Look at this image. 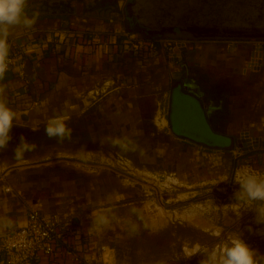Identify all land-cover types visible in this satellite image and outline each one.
Masks as SVG:
<instances>
[{
  "label": "crops",
  "instance_id": "crops-1",
  "mask_svg": "<svg viewBox=\"0 0 264 264\" xmlns=\"http://www.w3.org/2000/svg\"><path fill=\"white\" fill-rule=\"evenodd\" d=\"M132 2L27 0L26 13L36 14V23L8 36L9 52L21 51L23 65L31 64L35 77L22 80L13 73L0 79V99L16 114L12 138L0 150V237L23 226L31 209L57 216L81 258L50 264H128L118 260L100 231L99 172H82L61 157L147 141L180 176L227 177L238 157L264 171V61L252 68L254 46L242 38L189 36L194 42L183 49L180 63L163 50L131 52L127 34L180 38L142 36L128 21ZM183 66L198 86L196 93L185 86ZM66 112L71 138L49 139L47 122ZM202 132L221 143L211 148L197 143ZM21 136L35 148L16 159ZM261 255L256 251V264H264Z\"/></svg>",
  "mask_w": 264,
  "mask_h": 264
},
{
  "label": "rangeland",
  "instance_id": "rangeland-1",
  "mask_svg": "<svg viewBox=\"0 0 264 264\" xmlns=\"http://www.w3.org/2000/svg\"><path fill=\"white\" fill-rule=\"evenodd\" d=\"M207 134L212 135L199 134L197 143L209 148L221 143ZM134 143L120 142L124 150L106 149L105 145L87 155L59 158L79 165L82 172H99L104 221L100 231L118 260L128 264L169 263L174 259L200 263L203 256L186 258V249L197 243L211 248L229 234H240L255 254L264 256V228L254 227L255 211L247 210L237 219L231 207H225L235 203L237 189L233 191L232 181L236 166L227 177L180 176L174 172L175 165L162 162L154 142ZM217 229L222 230L219 238L212 235Z\"/></svg>",
  "mask_w": 264,
  "mask_h": 264
},
{
  "label": "clouds",
  "instance_id": "clouds-1",
  "mask_svg": "<svg viewBox=\"0 0 264 264\" xmlns=\"http://www.w3.org/2000/svg\"><path fill=\"white\" fill-rule=\"evenodd\" d=\"M27 0H0V79L3 78L8 67V36L16 28H32L36 23V14L29 17L26 13ZM4 92L0 88V97ZM16 114L0 99V150L7 148L11 140V130ZM70 112L51 118L44 132L49 139H70L72 130L68 127ZM35 145L30 144L23 136L20 137L19 145L14 149L16 159H22L26 152L34 150ZM222 181H227L222 180ZM235 183L240 185L239 191L234 194L235 203L230 206L232 213L239 219L244 211L254 210L256 223L264 224V174L253 169L244 168L236 172ZM256 202H259L257 204ZM251 231L252 229L249 228ZM219 238L222 230L217 229L212 233ZM202 255L200 264H256L254 250H252L242 239L240 234H229L224 240L209 248L207 246L194 244L186 249V258L194 255Z\"/></svg>",
  "mask_w": 264,
  "mask_h": 264
},
{
  "label": "built area",
  "instance_id": "built-area-1",
  "mask_svg": "<svg viewBox=\"0 0 264 264\" xmlns=\"http://www.w3.org/2000/svg\"><path fill=\"white\" fill-rule=\"evenodd\" d=\"M126 38L125 46L129 51L140 54H150L163 50L168 58L177 59L175 50H183L194 42L190 38H142L136 34ZM244 43L254 46V59L252 68L260 66L264 61V41L243 40ZM21 51L12 50L8 52V67L5 74H17L26 80V73L21 58ZM250 168L260 174L264 171L258 168L253 162L238 157L236 170ZM232 181L233 191H239L240 185ZM9 190V189H8ZM259 204V202H256ZM67 226L57 216H46L37 209H31L26 216L23 226L8 232L0 237V264H42L52 261L71 258L80 261L74 243L69 239ZM107 249L102 247V251Z\"/></svg>",
  "mask_w": 264,
  "mask_h": 264
},
{
  "label": "flooded vegetation",
  "instance_id": "flooded-vegetation-1",
  "mask_svg": "<svg viewBox=\"0 0 264 264\" xmlns=\"http://www.w3.org/2000/svg\"><path fill=\"white\" fill-rule=\"evenodd\" d=\"M134 1L127 8L128 21L144 37H192L191 31L209 26L231 38L264 40V0H172L174 5L156 15V4L143 11L140 4L149 0Z\"/></svg>",
  "mask_w": 264,
  "mask_h": 264
},
{
  "label": "water",
  "instance_id": "water-1",
  "mask_svg": "<svg viewBox=\"0 0 264 264\" xmlns=\"http://www.w3.org/2000/svg\"><path fill=\"white\" fill-rule=\"evenodd\" d=\"M153 3L157 5V7L152 8L154 10L153 15H156L160 11H166L170 8V5H174L172 0H149L148 2L141 3L140 5H142V10L144 11L147 9V7L149 8L151 5L153 6ZM152 9H150L148 11H152ZM172 9H173V6H172ZM200 28H202V26H200ZM202 29L204 30L202 32L191 31L190 34L192 35V38H206V39H208V38H218V37H230V38L233 37L232 34H228V35L224 34L221 31L213 30V28L209 27V26H205ZM179 37L180 38H190L187 36H179ZM183 53H184V50H179V49L175 50V54H177L176 62L180 63L183 61ZM181 69H182V74L184 75L186 88L189 90L194 88V92L196 93L198 91L197 90L198 86L195 85L194 80L191 79L188 69L185 66H183ZM24 71H25L26 75L28 76L29 80H31L33 77H35L31 64L24 65ZM248 144H249V147H252L250 142H248Z\"/></svg>",
  "mask_w": 264,
  "mask_h": 264
}]
</instances>
